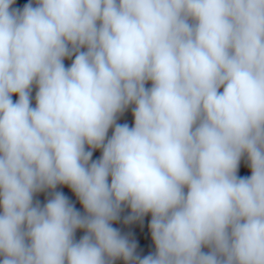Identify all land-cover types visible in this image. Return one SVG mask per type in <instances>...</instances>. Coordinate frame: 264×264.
<instances>
[{"label": "clouds", "instance_id": "9594fccd", "mask_svg": "<svg viewBox=\"0 0 264 264\" xmlns=\"http://www.w3.org/2000/svg\"><path fill=\"white\" fill-rule=\"evenodd\" d=\"M14 4L0 0V264H264V0ZM149 214L141 257L113 224Z\"/></svg>", "mask_w": 264, "mask_h": 264}]
</instances>
